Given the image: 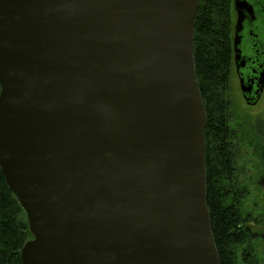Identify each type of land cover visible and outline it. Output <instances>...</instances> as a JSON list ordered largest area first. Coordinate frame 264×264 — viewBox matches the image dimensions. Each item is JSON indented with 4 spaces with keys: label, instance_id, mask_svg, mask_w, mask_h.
Segmentation results:
<instances>
[{
    "label": "water",
    "instance_id": "water-1",
    "mask_svg": "<svg viewBox=\"0 0 264 264\" xmlns=\"http://www.w3.org/2000/svg\"><path fill=\"white\" fill-rule=\"evenodd\" d=\"M198 2L0 0V170L31 235L21 264H220ZM233 6L245 65L254 7Z\"/></svg>",
    "mask_w": 264,
    "mask_h": 264
},
{
    "label": "trees",
    "instance_id": "trees-1",
    "mask_svg": "<svg viewBox=\"0 0 264 264\" xmlns=\"http://www.w3.org/2000/svg\"><path fill=\"white\" fill-rule=\"evenodd\" d=\"M231 0H199L193 36L195 73L207 122L206 204L220 264H258L247 244V217L235 185L234 132L228 125L224 93L231 66ZM31 238L26 215L0 170V264H21L20 250Z\"/></svg>",
    "mask_w": 264,
    "mask_h": 264
},
{
    "label": "rangeland",
    "instance_id": "rangeland-1",
    "mask_svg": "<svg viewBox=\"0 0 264 264\" xmlns=\"http://www.w3.org/2000/svg\"><path fill=\"white\" fill-rule=\"evenodd\" d=\"M229 20L231 27V13ZM224 97L228 125L235 136V185L245 192L240 207L247 217V244L257 263L264 264V95L255 106L246 105L231 65Z\"/></svg>",
    "mask_w": 264,
    "mask_h": 264
},
{
    "label": "flooded vegetation",
    "instance_id": "flooded-vegetation-1",
    "mask_svg": "<svg viewBox=\"0 0 264 264\" xmlns=\"http://www.w3.org/2000/svg\"><path fill=\"white\" fill-rule=\"evenodd\" d=\"M247 1L252 5V7H254L255 21L245 19V23L243 24L241 30V40L239 48L240 50H244V52H242L245 61L244 65L243 61H236L234 58L233 39L235 37L237 12L235 11L233 6V0H231V65L234 68V74L238 82V87L242 99L244 100L246 105L255 106L258 102L261 101V98L264 95V85L261 86L259 84L260 86H258V83H260V73L262 70H264V68L261 69L259 67L264 66V53L261 54L259 49L261 45H264V41H261L264 40V36H261L262 34H264V0ZM251 31L255 32L257 35L252 39L249 37V33L251 34ZM248 49L252 51L253 55H249L246 53ZM242 88H244L246 92H243Z\"/></svg>",
    "mask_w": 264,
    "mask_h": 264
}]
</instances>
